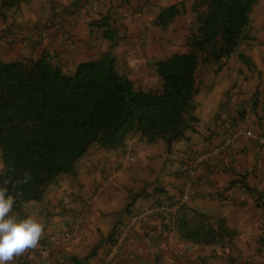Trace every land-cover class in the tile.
<instances>
[{
	"label": "crops",
	"instance_id": "crops-1",
	"mask_svg": "<svg viewBox=\"0 0 264 264\" xmlns=\"http://www.w3.org/2000/svg\"><path fill=\"white\" fill-rule=\"evenodd\" d=\"M69 1L72 5L67 6L65 12L57 6L59 0H24L27 9L22 19L8 23L5 11H13L14 0H0V61L31 59L22 58L28 48L33 51V59L53 56L61 68L75 60L86 63L110 53L115 56L117 69H124L125 76L138 72L147 83L149 80L158 81L159 62L175 54L187 53V36L195 19V7L202 0H163L162 4L161 0H155L156 6L159 4L163 9L178 5L185 7V14L163 31L154 25L157 14H141L139 5L143 6V3L140 0ZM95 6H98L96 12L100 13L92 11ZM111 15L114 22L121 18L118 23L120 29L114 31L115 42L105 39V28L99 27L103 21L111 27ZM140 16L143 19H139ZM134 20L140 23L136 32L130 31ZM46 24L55 26L43 37L41 30ZM149 31L152 33L150 38L147 37ZM9 37L12 42L6 43L4 40ZM256 41L264 47V37ZM139 57L143 62L138 61ZM159 57L164 59L160 61ZM130 59H135L134 63L139 62L133 63L134 68L139 69H126ZM231 61L242 65L234 57L225 59L216 77L225 79V71L230 69ZM153 62L154 68H151ZM261 62L260 59L253 61L258 67ZM260 71L264 74V68L260 67ZM258 90L257 106H254V94L250 109L242 96L233 94H226L224 100H214V108L202 109H207L205 113L200 114L196 107V121L190 127L191 136H186L182 143L173 144L186 157L172 166L167 161L169 173L163 179L162 174L155 173L153 179L145 182L149 188L147 185L143 188V196L140 192L133 193L137 198L146 197V203L136 206L141 199H131L130 192L124 198L118 190L108 193V198L113 195L115 202L119 200L110 223L111 215L105 209L109 205L108 198L101 199L96 206L95 196L101 187L84 189L79 186L78 181L82 177L83 181L97 184L101 174L105 173L101 166L108 159L88 152L84 156L87 160L82 164V173L77 175L76 172L73 177L64 175L55 185L56 190L54 187L50 190L47 199L52 206L45 204L42 207L41 202H30L18 209L12 207L14 210L9 216L23 220L36 215L44 230L35 248L14 255L6 264H75L76 259L81 264H264V154L260 153V147L254 141V136L262 135L260 118L264 84ZM211 99L206 98L205 101L210 102ZM222 109L225 110L223 114ZM238 133L235 144L226 153L215 156L211 163L197 169L189 188L186 169L192 156L211 152L219 148L229 135ZM78 191L87 200L76 198ZM130 199L134 209L125 208V202ZM160 203L175 207L174 212L168 217L155 218L152 222L136 226L120 253L112 255L116 235L134 211ZM124 209V218L117 220ZM196 214L205 216L197 225L217 231V243H196L184 237L179 229L180 223ZM66 234H71V238L66 239Z\"/></svg>",
	"mask_w": 264,
	"mask_h": 264
},
{
	"label": "trees",
	"instance_id": "trees-1",
	"mask_svg": "<svg viewBox=\"0 0 264 264\" xmlns=\"http://www.w3.org/2000/svg\"><path fill=\"white\" fill-rule=\"evenodd\" d=\"M257 2L202 0L197 4L187 53L157 64L163 83L160 95L137 91L118 72L110 53L99 61L81 64L71 75L55 66L48 55L0 61V150L7 167L0 175V187H7L13 206L18 209L41 202L61 176L76 172L78 161L94 144L115 148L126 133L141 134L150 142L163 136L169 147L185 140V132L196 121L198 68L202 62L221 63L235 55ZM184 9V5L168 8L160 24L169 26ZM99 27L108 28L103 33L107 40L116 41L107 22ZM239 59L255 66L245 54ZM259 92L254 95V106ZM204 219L200 214L184 218L179 229L196 243H217V231L197 225ZM81 263L75 260V264Z\"/></svg>",
	"mask_w": 264,
	"mask_h": 264
},
{
	"label": "rangeland",
	"instance_id": "rangeland-1",
	"mask_svg": "<svg viewBox=\"0 0 264 264\" xmlns=\"http://www.w3.org/2000/svg\"><path fill=\"white\" fill-rule=\"evenodd\" d=\"M23 1L24 0H14L13 11L11 12H8L7 10L5 11V14L8 15V19H7L8 23L14 22L16 19L17 20L22 19L24 11L25 9H27V2H23ZM140 1L141 3H143V6L139 5L141 9L140 11L141 14L144 15L150 12L157 14V19L154 21V25L157 26L158 29L163 31L164 28L166 27L160 24L161 15L164 13V11L168 10V8L170 7H165L163 9L159 4L156 6V2H154L155 0H140ZM162 3H163V0L160 1V4ZM38 5L40 6L39 3ZM69 5H72L69 0H59V3L57 6L59 8H62V10H64L65 12H67V6ZM19 6H21V10H19ZM178 6L180 8L183 7V5H178ZM185 6L188 7V4L186 3ZM260 7H264V0H258L257 4L254 6L253 11L250 14L251 22L249 26L245 29L246 30L245 38L240 42L239 47L233 57L235 58V61L236 59L240 61L239 55L241 54H245L246 56L252 55V57L250 56L249 57L253 61L256 59L262 60L260 67L263 69L264 68V62H263L264 61V47L261 45V43L256 41L258 38L264 37V10H260ZM94 8L95 9H92L94 13H100V11L96 12V9L98 8V6H95ZM185 12H186L185 9L184 11L182 10L181 17L185 14ZM179 17L180 16L175 18L173 22L176 23V21H178L181 18ZM120 19H117L114 22V16L111 15L110 16L111 27L109 29L113 31L120 29L121 25L118 24L120 23ZM139 19H143L142 16H140ZM132 22L134 23L132 24L130 31L136 32L137 30H139L140 23L137 22L136 20ZM173 22L171 24H173ZM107 29H105V31ZM48 30H45V32H47ZM144 34L143 36H145ZM151 34H152L151 31H149L147 33V37L150 38ZM32 54H33V51L26 48V52L24 53L22 58H27V57L32 58L31 57ZM12 57L13 56H11V58ZM101 58H102L101 56L96 57V58L91 59L92 61H89V62L99 61ZM157 59H160L161 61L162 59H164V57H159ZM134 60L130 59L129 61H127L125 65L126 69H129V71L139 69V68H134V64L136 65L140 61L143 62L141 58L140 60L138 59L139 61L138 63L137 62L134 63ZM78 61L79 60H75L71 64L64 65L61 68L66 74H69V75L74 74L75 71L78 69V67L81 64H83L81 62L78 63ZM52 62L55 66L60 67L57 64V62L54 60L53 56H52ZM232 62L233 61H231L228 65L230 69L225 71L227 76L225 77L224 80L216 77V75H218L216 73L217 72L216 70L223 66V65H220L221 63H216L213 61L202 62V64L198 68V71L196 73V81H197V88L199 91L195 96V102H196L197 107L199 108L198 110L200 114L201 112L205 113L207 111V109L205 111L202 110V109H205L206 107H208V110L210 108H214L213 107L214 100L226 99V94L228 95L233 94V96H242V98L246 102L247 108L248 109L251 108L252 106L251 101H252L253 95L264 84V74L260 72V67H258L257 65L247 66L246 64L240 61L242 65L239 66V65L233 64ZM8 63H11V62H8ZM152 65L153 66L151 68H154V62ZM117 70L121 75L125 76L124 69L123 70L117 69ZM127 78L131 81V83L133 84L134 88L137 91H141L144 93H150L154 95H160L163 92V83L160 78H158V81L149 80L147 83L146 80L143 79V77L140 76V73L138 72H134L132 76L129 75ZM218 85L219 86L221 85L219 87L220 90L216 89ZM211 96H212V99H211ZM206 98L208 100L211 99V101L206 102L205 101ZM240 100H242L241 97H240ZM222 103L226 104L225 102H222ZM222 108H225V107H222ZM223 111L225 110L224 109L221 110L222 114H223ZM190 133L191 131L190 129H188L185 132V136L187 137L191 136ZM180 142L182 143L184 142V140H180L179 143ZM176 144L173 145L172 147H169L166 138L163 136H159L155 142H150L148 139L143 138L141 134H129V133H126L123 135L121 144L116 146L115 148L105 149L98 144H94L92 145V147L90 148L88 152L91 151L90 154L92 153L93 155H98V158H99V155H101L105 159L106 158L108 159V161L105 162L106 164L104 166H101V170H105V173L101 174L100 181L97 184L95 182L89 183V180L83 181L84 177H82L78 181L79 186L83 187L84 189H87V188L96 189V187H101V190L97 189L98 190L97 196H95L96 206L98 205L97 203L101 201V199L108 198V195H107L108 193H113L115 190L120 191L122 198H124V196H126V194L130 192V194L132 195L131 199H138V200L141 199L139 203L138 201L136 202V206L146 203V199H147L146 197L137 198V196L133 193L135 192L141 193L143 188H145L147 185L145 182L153 179L155 176V173L159 175L162 174L161 178L162 179L165 178L166 175L169 173L168 171H170V167L168 166V164H166L167 161L172 166L174 165V163H177L179 159H182V158L184 159L186 157L184 156L183 153L180 154L181 152L177 151L178 148ZM172 148L173 149L175 148V150H173ZM85 160H87V157H83L78 161L76 165V172L78 173L77 175H80L82 173V164L84 163ZM96 162L97 160L94 159V163ZM98 163L96 165H98ZM6 170H7V167H6L4 157H3V152L0 150V175H3L6 172ZM76 172L74 174H71V176L73 177L76 174ZM63 176H61L58 181H60ZM52 188L53 190H56L55 185L48 188L45 194L46 196H44V199L41 201L42 207L45 204L48 206L49 205L52 206L50 200L47 199L49 197L48 193L50 192ZM77 188L79 187L77 186ZM147 188H149L148 185H147ZM69 195L71 196L72 193H69ZM75 195H76V198L80 197L81 200L82 199L87 200L81 191L76 192ZM133 196L135 197L133 198ZM131 199L125 202L126 204L125 208L134 209L133 208L134 203H130ZM107 202L109 205H107L105 209L111 215V218L108 222L110 223L112 219L114 218L112 217L113 211L116 209V207H118L117 204L119 203V200L115 202L114 196L111 195L108 198ZM13 207L16 208L17 206H13ZM12 209L14 210V208ZM139 210L140 208L134 211V213L138 212ZM26 212L28 213L29 210H27ZM124 215H125V209L120 213L119 217H117V220H119L120 218H124ZM201 231L202 229L199 228L197 232L200 233Z\"/></svg>",
	"mask_w": 264,
	"mask_h": 264
},
{
	"label": "built area",
	"instance_id": "built-area-1",
	"mask_svg": "<svg viewBox=\"0 0 264 264\" xmlns=\"http://www.w3.org/2000/svg\"><path fill=\"white\" fill-rule=\"evenodd\" d=\"M55 25L53 24H46L42 28V36L45 37L46 33L45 30L52 29ZM6 43H11L12 38H6L4 40ZM260 125L262 130L261 136H254V141L257 145L260 147V153L264 154V106L262 108L261 112V118H260ZM237 135H229L223 144L219 147L214 149L211 152L198 154L195 156H192L191 161L186 169V178L188 180V187L191 188V181L196 177L197 169L202 165H208L211 163L215 156L222 155L227 152L229 147H232L235 144V141L237 139ZM175 210V207L170 206L168 204H155V205H147L143 208H140V210L133 215L129 217V220L124 224V226L118 231L116 235L115 244L112 246V255H117L120 253V251L124 248L125 244L130 239V234L132 230L145 222L149 223L152 222L155 218H165L168 217V215H171ZM66 239L71 238V234L65 235Z\"/></svg>",
	"mask_w": 264,
	"mask_h": 264
},
{
	"label": "clouds",
	"instance_id": "clouds-1",
	"mask_svg": "<svg viewBox=\"0 0 264 264\" xmlns=\"http://www.w3.org/2000/svg\"><path fill=\"white\" fill-rule=\"evenodd\" d=\"M7 192V187H0V264H6L14 255H20L26 249L35 248L44 230L43 223L36 215L23 220L8 215L14 198Z\"/></svg>",
	"mask_w": 264,
	"mask_h": 264
}]
</instances>
